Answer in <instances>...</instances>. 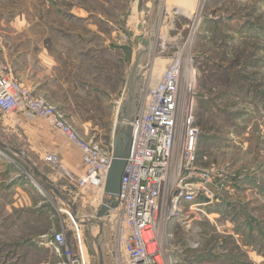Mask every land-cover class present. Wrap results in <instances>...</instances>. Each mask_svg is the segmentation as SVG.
<instances>
[{
    "label": "rangeland",
    "instance_id": "374dc122",
    "mask_svg": "<svg viewBox=\"0 0 264 264\" xmlns=\"http://www.w3.org/2000/svg\"><path fill=\"white\" fill-rule=\"evenodd\" d=\"M140 33H146L151 46L133 72L138 53L113 49L120 44L119 35L126 46L134 34L143 36ZM17 53L27 79L43 83L50 73L52 78L44 81L50 87L42 85L37 95L15 79L8 61ZM180 57L184 81H193L198 153L206 158L200 165L228 167L236 181L206 207L180 206L168 224L172 264H264V0H0L1 74L36 98L47 96L50 105H64L73 92L74 107L55 111L82 143L110 148L114 137L115 145L125 146L129 120L141 109L146 89ZM125 97L130 100L129 117L121 118L117 109ZM20 114L1 115L0 125ZM24 119L33 131L43 129L48 135L41 147L56 159L58 172L67 173L73 157L69 153L65 162L67 153L62 156L52 148L57 138L79 152L84 172L76 146L42 119ZM35 134L23 137L31 147L24 155L0 149V155L11 160L14 174L28 185L18 190L21 193H0V264H66L53 241L56 233L65 234L72 253L75 247L64 212H70L68 205L41 185L25 159H38L31 150L37 147ZM43 170L53 175L49 168ZM74 172L66 174L71 183L80 178ZM115 180L113 176L111 187ZM76 190L81 191L75 194V205L83 216L78 220L90 263L99 264L101 254L104 264H115L109 253L113 220L102 219V213L117 217L119 211H105L89 203L82 189ZM103 202L116 206L113 197ZM92 215L96 221L88 225L85 221Z\"/></svg>",
    "mask_w": 264,
    "mask_h": 264
},
{
    "label": "built area",
    "instance_id": "2783aa9c",
    "mask_svg": "<svg viewBox=\"0 0 264 264\" xmlns=\"http://www.w3.org/2000/svg\"><path fill=\"white\" fill-rule=\"evenodd\" d=\"M170 9L178 14L174 6ZM193 105L191 88L184 89L182 83L179 58L171 60L161 79L146 89L141 109L129 122L128 152L120 156L112 147L77 140L54 108L0 72V117L22 113L27 119L48 123L82 154L83 175L70 185L82 189L89 203L105 211L115 207L119 211L117 217L104 213L101 217L113 220L109 253L115 264H172L166 246L172 238L168 224L181 212L180 206L187 205L190 210L206 207L217 193L235 185L236 176L228 167L200 165L206 158L198 153L200 131ZM47 160L56 161L52 157ZM116 162L122 164V173L119 193L112 196L105 190ZM105 197L115 198L116 206L103 202ZM198 199L202 203L196 204ZM64 212L75 218L71 219L73 253L64 233H56L54 243L66 264H91L78 220L83 216Z\"/></svg>",
    "mask_w": 264,
    "mask_h": 264
},
{
    "label": "crops",
    "instance_id": "0c3cea01",
    "mask_svg": "<svg viewBox=\"0 0 264 264\" xmlns=\"http://www.w3.org/2000/svg\"><path fill=\"white\" fill-rule=\"evenodd\" d=\"M147 8V7H146ZM144 37L146 35V33L142 34ZM141 35L138 34H134L130 40H129V44L122 45L121 42H124L125 40L122 39L121 35H119L116 38H119L120 40V44H118L116 47H114L113 52H117L120 49H124L126 48L127 51H130L133 54H139L141 52V44L138 41V37H140ZM151 37V35H150ZM106 45V43L104 44ZM150 46H151V41H150ZM21 58V55L19 53H17L14 57H9L8 64L9 66H11L12 71L14 73V77L17 81H19L20 83H22L23 85H25L26 87H28L30 90L32 91H37L39 87H41V89H44L42 85L44 84H48V86L50 87L49 83H46L44 81L49 80L51 77L50 73H47L46 76L43 77L44 81L43 83H37V84H33L31 83L30 80L27 79V73L25 72L26 68L22 65V63L19 61ZM136 60V59H135ZM135 62L132 64V69L134 67ZM52 72V71H51ZM32 76V74L30 75V77ZM127 85V83H126ZM53 90V89H52ZM39 91V90H38ZM37 94V92H35ZM44 95H48L43 93ZM38 95V94H37ZM66 95V94H65ZM73 92L70 93V95H68V102L65 103L64 105H58L55 102H52L51 105L47 102L48 97L47 96H39L40 98H42L44 101H46L50 106H52L54 109L55 108H61V106H65L66 108L71 105L72 107H74V103L71 102L70 103V97H73ZM67 99V98H66ZM130 100H127V98H123L120 100V103L118 105V115L121 118H127L129 117V111H130ZM28 121L26 119H24L23 115H18L15 119V121L10 120L9 123L5 124V123H1L0 125V132L4 133V135L0 134V149L5 151V152H9L14 154L18 153V154H23L26 152V150L24 149H28L30 150L31 147L30 144H28L26 142V140H23L24 142H22V139L24 136L28 135V133L30 132H35L37 134V143H36V149H31L34 155H38V159H36L35 161L29 160L28 158H25L27 163L32 167V169H34L35 167L38 168V166L40 165L39 172L42 176H44L48 183L55 188V190L60 193V197H58L56 195V199L58 202H60V204L65 205V204H69V203H75V199L76 197L73 196V194L71 195V193H74V195L76 193H80L81 191H77L75 189V187H73V185H70L69 180H67L66 174L72 173V170L74 172L75 170V174H73L74 176H79L81 177L83 175V170H82V163L80 160V154L79 152L75 149V148H71L65 144H63L64 142H62L60 139L57 138V140L55 139V141L53 140L52 143V148H54L55 150H58L59 153H62V156L65 155V153H67L65 155V162L69 161V153L71 154V157H73V161L71 163H69V168L67 170V173H60L57 170H60V168L56 167V164H54V162L48 161L47 158L49 157L47 154L45 155L43 153V147L42 146V142L45 141L47 142V139L49 138L48 135L46 134V132L43 129H39L38 132L37 131H33L30 124H28L29 122H25ZM131 120H129L130 122ZM128 122V121H127ZM3 128V129H1ZM35 134V135H36ZM6 135H8L9 139L6 138ZM15 140L17 138H19L21 141L17 140L16 144L15 143H11L8 140ZM128 142V141H127ZM33 143V142H32ZM29 145V146H26ZM127 144H125V146H118L115 145V139L113 137L112 139V144L110 145V148L112 147V149L118 153H124L125 149H126ZM109 148V147H108ZM29 152V151H28ZM15 155V154H14ZM8 158H5L4 156L0 155V193H8V192H12V190L14 189V191L16 193H21V191H18L19 189H23L24 186H27L26 181L23 180V177H20V175L14 174L16 173L13 169V165L12 163H10L11 160H9ZM67 160V161H66ZM60 161V160H59ZM61 163V162H60ZM47 167L49 168L53 175H46L44 174V168ZM62 167V166H61ZM38 180L39 182L41 181V185L45 186L48 190L51 191L49 184L47 183V181H43L39 176H38ZM44 184V185H43ZM43 189V188H42ZM47 191L48 193H52L50 191ZM34 193H38L37 191L33 190ZM40 193H43L40 192ZM46 193V192H45ZM82 193H84V191L82 190ZM81 209V208H80ZM82 210V209H81ZM80 213V212H79ZM58 264H64V263H59Z\"/></svg>",
    "mask_w": 264,
    "mask_h": 264
},
{
    "label": "water",
    "instance_id": "95a60500",
    "mask_svg": "<svg viewBox=\"0 0 264 264\" xmlns=\"http://www.w3.org/2000/svg\"><path fill=\"white\" fill-rule=\"evenodd\" d=\"M139 9L140 8L138 7V10ZM137 39L140 42V44H141V46H142L143 49L137 55V58L135 60V64H134V67H133V72H135V70L137 68L139 58L147 52V50H148V48L150 46V41H151L150 38L149 37H146V36L145 37L144 36H140ZM137 113L138 112L135 113V115L133 116V118L136 116ZM130 134H131V130H130ZM129 140H130V135H129ZM129 140L127 142V146H126V149H125L124 153L121 154V153H118L116 151L115 152L118 153L120 156H125L127 154V152H128V149H129ZM33 171H34L35 175L39 176L43 181H45V182L47 181V179L44 176H42L35 168L33 169ZM121 173H122V164L120 162L114 163V166L112 168L111 174H110L109 179L107 181L106 190H105L106 193H108V194H110L112 196H114V195H116V194L119 193V184H120V176H121ZM113 176H116L115 186L114 187H111L110 186V182H111V179L113 178ZM47 183H48V181H47ZM49 187L53 191V193H55V195H57L58 197H60V193H58L55 190L54 187H52L50 184H49ZM68 207H69V210L71 211V213H72L73 216L78 217V218L82 217V214L79 213V210L76 208V205L75 204L69 203L68 204ZM99 264H104L103 263V260H102L101 254L99 256Z\"/></svg>",
    "mask_w": 264,
    "mask_h": 264
},
{
    "label": "bare ground",
    "instance_id": "6f19581e",
    "mask_svg": "<svg viewBox=\"0 0 264 264\" xmlns=\"http://www.w3.org/2000/svg\"><path fill=\"white\" fill-rule=\"evenodd\" d=\"M146 7V6H145ZM143 9V8H142ZM136 10H137V8H136ZM137 11H141V8L139 9V10H137ZM140 34H142V33H140ZM179 62H180V67H181V74L183 73V71H182V64H183V62H182V59H181V57L179 58ZM182 76H183V74H182ZM191 77L193 78V74L191 75ZM192 79L191 80H189V81H184V78L182 77V83H183V85H184V89H188V86L191 88V86H192ZM50 161V160H49ZM95 216H89V219H87L85 222L88 224V225H90L91 223H94L95 221H96V218H94ZM71 219H75L74 217H72V216H70V215H68V220L70 221V224L72 223L71 222ZM71 228V227H70ZM71 231H72V228L70 229ZM73 233V232H72Z\"/></svg>",
    "mask_w": 264,
    "mask_h": 264
}]
</instances>
